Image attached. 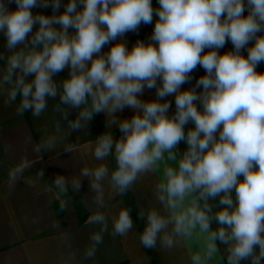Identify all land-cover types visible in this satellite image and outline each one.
<instances>
[{"label": "clouds", "instance_id": "clouds-1", "mask_svg": "<svg viewBox=\"0 0 264 264\" xmlns=\"http://www.w3.org/2000/svg\"><path fill=\"white\" fill-rule=\"evenodd\" d=\"M157 2L154 8L153 0H0L9 53L0 55L4 103L39 118L58 98L53 111L72 131L91 128L101 114L105 127L118 130L119 137L107 132L85 146L84 155L97 163L70 181L74 192L87 181L94 194L88 223L99 230L89 237L84 261L94 260L109 231L104 209L111 202L117 203L110 234L133 232L121 198L154 175L152 202L137 213L143 248L172 251L194 242L190 264H264V72L258 71L264 0ZM154 16L147 41L129 49L127 34L153 24ZM228 43L232 49L222 52ZM198 69L204 74L194 78ZM152 90L154 99L141 98ZM125 110L133 115L121 118ZM60 133L59 123L52 133L44 129L36 151H54ZM110 156L114 168L106 163ZM27 167L24 161L13 168L10 183ZM53 184L59 199L69 180L57 174ZM75 262L72 253L62 264Z\"/></svg>", "mask_w": 264, "mask_h": 264}, {"label": "crops", "instance_id": "crops-1", "mask_svg": "<svg viewBox=\"0 0 264 264\" xmlns=\"http://www.w3.org/2000/svg\"><path fill=\"white\" fill-rule=\"evenodd\" d=\"M153 7H158L157 0H153ZM44 11L45 14H51L50 9ZM155 20L154 16L153 24L141 25L138 33L127 34L125 39L129 42V49L137 40L147 41ZM4 44V38L0 35V55L6 58L9 53ZM231 49L232 45L228 43L221 51ZM107 50L106 48L105 51ZM3 66L4 60H0V69ZM258 71L264 72V64L259 66ZM203 74V69H198L193 77L199 78ZM67 75L65 70L56 80L59 82ZM192 83H195V79ZM191 86L186 84L184 87ZM6 96V91L0 90V264H62L72 253H76L75 264H80L81 261L83 264H154L148 250L137 239V227L127 238L113 237L110 234L111 215L116 211L112 203L117 202H111L104 209L109 217V231L104 235L103 243L97 246L94 260H83L84 250L90 244L91 233L99 230V226L88 223L89 216L95 210L94 194L88 190L87 181H84L79 192L72 191L70 181L79 176L81 168L97 163L90 156L84 155L85 146L89 142L94 144L99 135L107 132L119 137L115 126L105 127L107 117L101 114L96 116L98 125L93 121L91 128L85 126L79 131H72L67 122L53 111V105L59 102L58 98L50 99L48 109L39 118H34L31 112L18 115L16 105L9 106L4 103ZM141 98L154 99L155 90L146 91ZM169 99L173 100L174 111V97ZM120 115L121 118H130L133 112L125 110ZM69 118H75V113ZM57 123L60 124L61 133L56 149L52 152L43 149L37 152L43 130L47 129L48 133H52ZM69 132L70 136L67 135ZM65 147H71L72 151L65 153ZM183 147L181 144V148ZM24 161L29 167L17 182L10 183L9 172ZM106 163L113 168L110 157ZM57 174L65 175L69 180L65 194L59 199L56 197L58 190L53 184V176ZM156 182L157 176L148 175L142 177L134 189L129 191L137 213L141 206L147 208L151 204L152 188ZM75 197H78L85 213L83 222L77 217ZM121 199V206L127 207L124 197ZM140 221L143 227L144 221ZM194 250V242H189L180 249L162 251L157 247L150 252L155 264H190L189 256Z\"/></svg>", "mask_w": 264, "mask_h": 264}, {"label": "trees", "instance_id": "trees-1", "mask_svg": "<svg viewBox=\"0 0 264 264\" xmlns=\"http://www.w3.org/2000/svg\"><path fill=\"white\" fill-rule=\"evenodd\" d=\"M94 121L98 125V121H97L96 117L94 118ZM110 160H111L110 164H112V167L114 168L115 167L114 158L110 156ZM124 199H125L124 202L126 203L127 207L131 209V214H132L133 220H134V222L136 224V227L138 228L139 232L142 231L143 227H141L142 226L141 221L137 217V210L135 208L134 203L132 202V198H131L129 192L124 196ZM79 203H80V201H79L78 197H75V203L74 204H75V207L77 209V214H78L77 217H79V221L80 222H83L85 220V217H84L85 213H84V210L81 207V204H79ZM147 250H148V252H149V254L151 256V260L155 264V260H154V257L152 256V252H150L151 249H147Z\"/></svg>", "mask_w": 264, "mask_h": 264}]
</instances>
